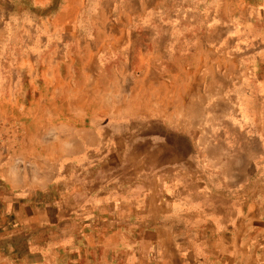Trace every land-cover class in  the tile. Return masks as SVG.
I'll return each instance as SVG.
<instances>
[{"label": "rangeland", "instance_id": "374dc122", "mask_svg": "<svg viewBox=\"0 0 264 264\" xmlns=\"http://www.w3.org/2000/svg\"><path fill=\"white\" fill-rule=\"evenodd\" d=\"M191 2L195 12L212 14L201 20L200 27L196 26L199 16L191 21L185 17ZM130 15L145 17L151 30L172 39L175 47L190 40L185 30L196 32L194 46L183 51L181 59L189 68L187 71L198 70L204 85L215 82L211 67L219 64V119L226 111L232 117L226 115L219 123L221 145L214 167L217 171L206 155V141L193 142L185 133L182 114L147 116L139 103L140 96L157 100L173 91L180 81L177 68L153 71L147 65L149 54H136L125 61L113 59V49L107 44L112 39L105 29L118 16L126 20ZM215 51L219 52L206 63L197 60L198 55ZM85 65L89 69H84ZM70 72L72 78L68 77ZM152 78L158 81L149 87ZM33 82H44L40 91L32 89ZM67 84L73 88L61 95L62 101L74 109L69 118H61V97L54 96L51 90ZM21 88H26V92L20 104L15 95ZM1 100L0 198H8L12 193L32 194L31 202L42 211L38 220L41 225L32 231L60 230L65 236L72 232L90 233L93 240L103 231L115 236L123 234L133 225L127 214L145 215L147 208L139 207H148L161 188L171 186H162L163 179H176L180 186H185L184 179L189 185L202 186L199 191L212 186H217V190L244 189L247 196L245 180H249L251 166L259 161L264 171V0H0ZM86 103L94 110L92 124L83 123L87 116L82 108ZM9 113L14 118L5 120ZM84 128L86 132L82 131ZM71 133L86 134L96 144L105 141L112 147L121 141L123 168L119 169L116 159H111L109 173L102 176L101 182L107 183L109 178L111 186H105V190L100 186L97 192L89 186H77L89 177L86 169L91 165H71L66 182L48 179L42 166L50 158L39 154L37 146L49 150L63 146V154L71 159H83L96 149V145L84 139L70 143ZM76 146L83 150L75 152ZM259 171L255 173L260 175ZM58 172L59 176L63 173ZM212 173L219 174L218 184L211 180ZM260 177H264V172ZM244 183L247 185L240 186ZM99 192H106L107 197L94 201L92 197ZM225 197L227 202L235 200ZM106 206L111 215L101 211ZM244 206L250 212L254 208L251 201ZM124 209L128 211L123 217ZM61 213L63 217H59ZM228 241L227 255L220 257L223 264L232 262L233 244ZM84 242L86 245L87 241ZM107 242L102 244L109 251L123 248L117 245L123 242L117 238Z\"/></svg>", "mask_w": 264, "mask_h": 264}, {"label": "bare ground", "instance_id": "6f19581e", "mask_svg": "<svg viewBox=\"0 0 264 264\" xmlns=\"http://www.w3.org/2000/svg\"><path fill=\"white\" fill-rule=\"evenodd\" d=\"M194 6L191 2L190 9L185 17L191 21L192 17L196 18L199 16V21L196 26L200 27L203 23L201 20L205 21V18L209 19L212 14L208 11L204 13L195 12V9H193ZM133 15H130L126 20H122L118 16L117 20L110 24V28L105 29L108 38L112 39L110 43L107 41V44L113 49V59L114 57H119L125 61L129 58L132 59L136 54H149L147 57V65L151 70L163 71L164 69H170V66L177 68L180 81H177L176 84L173 81L175 84L173 91L170 90L165 97H155L157 100L140 96L139 103L145 108V115L147 116L161 115L165 117L170 112L182 114L184 116L183 126L185 133L193 138V142L198 140L206 141V145L204 146L206 155L210 165L214 168L219 161V147L221 145L219 144V123L225 118L224 116L232 114L226 111L221 114V118L219 119V64L212 65L211 67L210 75L215 78V82H207L204 85L202 79L199 77L200 75H198V70L195 72L187 71L186 68L188 67H185L181 59V53L194 46L193 36L196 32H190L184 29V33L188 34L190 40L184 41V43L178 46L176 45L175 47L172 39L163 38L160 32L157 33V30H151L147 21L144 20L145 17ZM202 39H206V37ZM149 48H152L151 53L148 52ZM221 51L224 52L225 50L223 49ZM218 52H211L204 56L198 55L197 60L206 63L213 54ZM149 56H153L152 58H155V60ZM189 58L186 60L187 63L189 62ZM88 66L85 65L84 69H89ZM68 77L72 78L73 74L70 72ZM173 77L175 80V75ZM156 79L152 78L149 81V87L158 81ZM38 82H33L32 86V89L36 92L41 90L44 83L40 84ZM72 88L73 86L67 84L62 88L52 89L51 93L56 97H61V95L70 92ZM25 92L26 88H21V92L15 95L17 103L21 104L23 102ZM9 99L10 101L12 100L11 96ZM60 101L63 113L61 118H69L71 109L74 108L69 107V105H64L62 97ZM4 102V104L7 103L5 100ZM83 105L82 110L84 111V115L87 116L86 118L82 117L84 118L83 123L92 124L90 119L94 116V110L87 103ZM12 115V113H9L7 115L8 117H5V120H12L14 118ZM229 117L231 118L232 115ZM3 118L2 121H4ZM83 123L81 125H84ZM86 128L82 129V131L86 132ZM78 135V133H71L69 142L77 143L84 139L87 143L96 145V149L94 151L91 150V153L83 159H71L67 157L68 154H63L65 152L63 146L59 148L55 146L54 150L39 148L37 146V150L40 152L39 154L50 158L42 166V168L45 167L47 170L48 179L55 181L62 179L63 182H66L69 178L68 173L73 166L81 165L83 168L91 165V168L86 169L89 177L83 181L82 185L77 184V186H92L95 187L93 190L95 192H97L96 188H98L96 186H111L108 180L109 178H107V183L101 182L102 176L109 173L108 161L111 159H116L119 169L123 168L124 150L123 146H119L121 141H117L115 146L112 147L105 141L96 144L97 142L86 134L82 136ZM21 139H24V137ZM65 147L69 148L68 146ZM80 150H83L80 146H76L74 149L75 152ZM53 152H55L54 155L52 154ZM257 166H259L260 171ZM216 169L214 168V171ZM59 170L63 172L60 176L58 174L61 173L58 172ZM258 171L263 176L264 171L259 161L251 166L249 169V180H245L248 183L249 190L247 196L245 195L246 190L244 189H238L236 191L227 190V188L225 190H217V186H212L210 190H214L216 192L214 194L210 190L199 191V188L202 186L189 185L184 179L185 186H180V181L176 179H163L161 182L162 186L169 184L171 186L167 189L161 188L162 191L158 194L157 199L155 198L150 202L148 207H139L143 209L147 208L145 215L128 213L127 215H129L128 217L133 222V225L123 234L115 236L103 231L94 237L95 240L92 239V251H81L80 247L72 248L71 250L72 252H76V257L80 258L78 260L79 264H223L220 257L227 255L225 253L228 252L227 248L230 247L228 244L225 245V243H228V240H230L233 244L231 250L239 254V257H235L230 264H264V234L255 233L253 235V232H256L261 224V221L257 217H264V184L262 183L264 177L261 178L259 174L255 173ZM229 172L230 170L228 169L227 173L229 174ZM222 174L225 175L226 171H223ZM79 175L80 173L76 174V177L79 178ZM65 176L66 178H64ZM209 176L211 180L218 184V173H212ZM247 183L240 186L247 185ZM240 191L244 192V194L239 195L241 193ZM100 193L94 194L92 197L94 201L101 200L102 197H107L106 192L104 194ZM219 196L223 197V199L219 198ZM225 196L235 197V200L227 202L224 199ZM247 201H251L253 204L254 209L252 213H250L249 207L244 206V203ZM245 207L251 216V221L248 224H244L241 218L237 219L232 216L235 213L238 215L243 214ZM101 211H106V215L112 214L109 212L108 206L101 209ZM126 211L128 209H124L121 216L124 217L123 213L126 214ZM217 211H219V217L216 216L218 214ZM95 225H93V228ZM212 226L215 228L218 227V229H214ZM131 237H134L135 240L132 241ZM75 238L77 239L78 237L75 236ZM111 238H117L123 241L117 244L123 247L120 251H109L102 244ZM64 239L63 242L68 245L69 240L66 237ZM76 242L78 243V240ZM71 254L69 255L72 258L73 254Z\"/></svg>", "mask_w": 264, "mask_h": 264}, {"label": "crops", "instance_id": "0c3cea01", "mask_svg": "<svg viewBox=\"0 0 264 264\" xmlns=\"http://www.w3.org/2000/svg\"><path fill=\"white\" fill-rule=\"evenodd\" d=\"M96 187L98 190L100 186ZM89 188L95 189L91 186ZM102 189L105 190V186ZM31 199L32 194L30 193L22 195L12 193L8 198H0V264H79L80 258L76 257V252H72L71 249L81 246V251L88 249L91 251L92 235L90 233L75 235L72 232L69 236H65L60 230L32 231L33 228L40 227L41 223L38 220H40L42 211L38 205L31 202ZM249 206L251 207V204ZM217 212L216 216L219 217V211ZM235 214L232 215L233 218H241L244 224L250 223L251 216L246 209L241 215ZM59 217H63V213ZM257 218L261 224L258 230L253 232V235L255 233L264 234V217L258 216ZM49 223L50 225L54 224L52 220ZM212 227L215 229L214 226ZM75 236L78 238L76 239ZM65 237L69 240L68 245L63 242ZM85 240L87 241L86 245ZM71 253L73 254L72 258L69 255ZM231 254L232 262L235 257H239L235 251L231 250Z\"/></svg>", "mask_w": 264, "mask_h": 264}]
</instances>
